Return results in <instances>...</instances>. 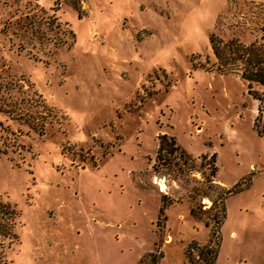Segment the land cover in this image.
<instances>
[{"label": "rangeland", "instance_id": "rangeland-1", "mask_svg": "<svg viewBox=\"0 0 264 264\" xmlns=\"http://www.w3.org/2000/svg\"><path fill=\"white\" fill-rule=\"evenodd\" d=\"M210 35L263 42L264 0H0V95L39 94L56 114L39 133L0 111V146L18 142L0 150L15 210L0 264H135L153 250L205 264L191 242L216 246L212 264H264V83L218 69ZM163 134L191 166L178 150L155 169ZM210 176L239 183L217 240Z\"/></svg>", "mask_w": 264, "mask_h": 264}, {"label": "trees", "instance_id": "trees-1", "mask_svg": "<svg viewBox=\"0 0 264 264\" xmlns=\"http://www.w3.org/2000/svg\"><path fill=\"white\" fill-rule=\"evenodd\" d=\"M74 7H78L76 1H72L71 3ZM24 21V20H23ZM24 23L27 24L29 29L31 30L32 35H39L38 31L40 29V25L36 17L30 16L28 14L25 15ZM25 24V25H26ZM4 30L5 27L3 26ZM67 36L72 35L71 29H67ZM211 46L212 49L217 56L218 59V69L220 70H230L233 72H239L241 76H243L248 81L264 83V41H252L248 44L241 43L237 41L235 38L228 39L226 41H222L220 38H215L214 35H210ZM66 41V40H65ZM64 42V40L62 41ZM65 43V42H64ZM7 86V84H5ZM2 84H0V88ZM0 111L6 112L11 117L18 119L19 121L28 124L32 129L38 131L39 133H43L45 131V126L47 122H50L52 117H54L55 111L53 108L48 106L45 101L38 94L34 96L25 95L21 98L6 99L3 95H0ZM8 139V140H7ZM0 150L5 151L10 147H15L18 145L17 137L15 136H5V139L1 141ZM179 150V159L183 164L192 165L191 162H188V159H192L190 154L186 153L182 148L176 144V141L173 136H168L163 134L160 137L159 145L157 147L156 153V162L157 165L155 168L158 170L159 163H170L173 157L176 155ZM212 157L214 154H211ZM210 163V171L211 175L214 176L216 165ZM180 163V164H181ZM210 176L209 183L218 188L217 197L211 198L212 204L210 207L217 206L218 209L222 212V214H213L212 219L214 221V239H218V233H216L218 224L224 216V198L227 194L232 191H235L239 188V183L232 187L224 188L220 183L216 182L214 178ZM206 195H209L208 192H205ZM161 211V208H160ZM203 211V210H202ZM190 212L196 218H201L200 208L196 206L190 207ZM15 210L8 202H4L0 200V235L6 236L11 233V228L13 224V219L15 216ZM194 242L189 243L185 247V254L187 258L191 261H194L198 258H201L205 264H212L216 252L215 245L209 244H198L195 246L197 253L194 254L192 252V248H194ZM161 255V251L158 250V253L153 250L150 251L147 257H141L137 263L135 264H158L159 257Z\"/></svg>", "mask_w": 264, "mask_h": 264}, {"label": "bare ground", "instance_id": "bare-ground-1", "mask_svg": "<svg viewBox=\"0 0 264 264\" xmlns=\"http://www.w3.org/2000/svg\"><path fill=\"white\" fill-rule=\"evenodd\" d=\"M163 188H164V186H163Z\"/></svg>", "mask_w": 264, "mask_h": 264}]
</instances>
